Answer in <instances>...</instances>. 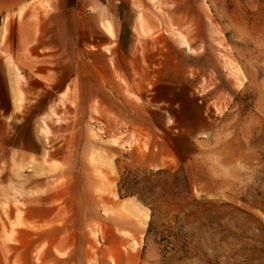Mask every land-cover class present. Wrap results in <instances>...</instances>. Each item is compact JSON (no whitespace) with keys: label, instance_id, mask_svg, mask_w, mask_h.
I'll use <instances>...</instances> for the list:
<instances>
[{"label":"rangeland","instance_id":"374dc122","mask_svg":"<svg viewBox=\"0 0 264 264\" xmlns=\"http://www.w3.org/2000/svg\"><path fill=\"white\" fill-rule=\"evenodd\" d=\"M135 4L114 83L0 7V264H264V0Z\"/></svg>","mask_w":264,"mask_h":264},{"label":"crops","instance_id":"0c3cea01","mask_svg":"<svg viewBox=\"0 0 264 264\" xmlns=\"http://www.w3.org/2000/svg\"><path fill=\"white\" fill-rule=\"evenodd\" d=\"M23 0L3 2L11 7ZM136 0H51L48 49L57 60L65 51L77 64V75L115 82L116 69L130 76L128 50L139 10ZM60 56V58H59ZM88 66L90 72L83 73ZM47 67L42 74L46 76Z\"/></svg>","mask_w":264,"mask_h":264}]
</instances>
